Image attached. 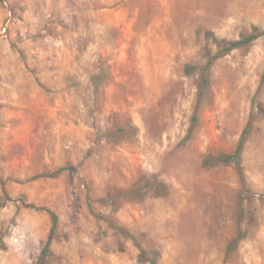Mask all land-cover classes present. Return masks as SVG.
Here are the masks:
<instances>
[{"label":"rangeland","instance_id":"rangeland-1","mask_svg":"<svg viewBox=\"0 0 264 264\" xmlns=\"http://www.w3.org/2000/svg\"><path fill=\"white\" fill-rule=\"evenodd\" d=\"M262 30L264 0H0V264L51 211L45 264H264V34L201 90ZM248 124L243 179L204 164Z\"/></svg>","mask_w":264,"mask_h":264},{"label":"trees","instance_id":"trees-1","mask_svg":"<svg viewBox=\"0 0 264 264\" xmlns=\"http://www.w3.org/2000/svg\"><path fill=\"white\" fill-rule=\"evenodd\" d=\"M263 34H264V30L251 32L238 39H220L219 40L215 37V40L217 44L219 45V49L214 55L208 58L206 64L201 69V79H202L201 80V90L202 92L204 91L203 90L204 87L209 86L210 79H209L208 72L213 62L215 61V59L227 54L229 51L235 48L249 44L250 42H252L253 40H255L256 38H258L259 36ZM186 68L189 69L190 66L188 65ZM262 80H264V74L262 76ZM250 127H251L250 124H248L242 131L240 140L234 152H230V153L221 152V153H218L217 155L209 154L205 157L204 164L205 165L216 164V163L230 164L231 162H234L238 172L240 173V177L243 179V171H242V165H241V152L243 149L245 137L247 136L250 130ZM62 170H64V167L58 168L56 171H54L51 174L58 175ZM244 190H245V186L242 187V190L240 191V195H239V202H240L241 209L244 206V203H243L244 202V196H243ZM133 191L136 192V189H134ZM51 215H52L53 224L50 230V234L45 243V246L42 250L41 264H45L44 260L50 251V245H51V242L57 230L58 216L56 215V213L52 211H51ZM118 230H120L122 233L126 235L132 236L131 233L123 227H118ZM240 239H241V236L238 234L235 239V242H238ZM141 254H142V257H141L142 260H149L152 264H159L156 258V255H155L156 253L154 251L149 252L146 249L141 248Z\"/></svg>","mask_w":264,"mask_h":264}]
</instances>
